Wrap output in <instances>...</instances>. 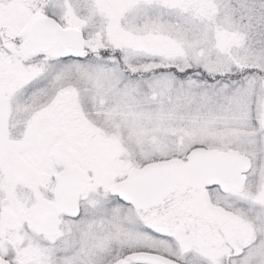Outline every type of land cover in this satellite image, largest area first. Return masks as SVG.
<instances>
[{"label":"snow or ice","instance_id":"6c2138e0","mask_svg":"<svg viewBox=\"0 0 264 264\" xmlns=\"http://www.w3.org/2000/svg\"><path fill=\"white\" fill-rule=\"evenodd\" d=\"M0 264H264V0H0Z\"/></svg>","mask_w":264,"mask_h":264}]
</instances>
